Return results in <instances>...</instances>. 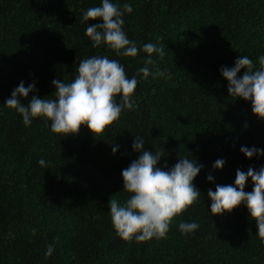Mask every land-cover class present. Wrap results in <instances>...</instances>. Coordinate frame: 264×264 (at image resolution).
Listing matches in <instances>:
<instances>
[{
    "label": "trees",
    "instance_id": "16d2710c",
    "mask_svg": "<svg viewBox=\"0 0 264 264\" xmlns=\"http://www.w3.org/2000/svg\"><path fill=\"white\" fill-rule=\"evenodd\" d=\"M110 2L133 9L124 12L122 30L138 48L135 57L118 56L103 43L94 47L86 35L102 20L83 21V15L102 0H0V264H264V242L246 205L212 215L207 195L217 185L235 186L237 169L264 166V155L249 159L240 151L264 149V119L253 114L250 100L229 95L221 75L239 56L260 69L264 0ZM146 43L163 45L164 57L153 53L148 67L165 76L138 74L148 58ZM92 56L117 60L138 81L134 107L102 134L86 125L75 135L53 133L43 117L25 125L5 106L21 81L36 89L18 97L21 103L33 95L55 99L52 81L70 83ZM136 136L144 150L161 154L157 167L164 171L183 158L203 165L193 181L200 197L159 240L125 241L111 222L109 199L124 204L130 198L121 173L138 158ZM218 159L225 164L214 169ZM253 187L249 178L245 191ZM181 222L199 228L184 234Z\"/></svg>",
    "mask_w": 264,
    "mask_h": 264
},
{
    "label": "clouds",
    "instance_id": "9594fccd",
    "mask_svg": "<svg viewBox=\"0 0 264 264\" xmlns=\"http://www.w3.org/2000/svg\"><path fill=\"white\" fill-rule=\"evenodd\" d=\"M132 11L130 4H124L122 11L110 0H102L100 6L87 9L83 21L102 20V23H93L86 28V35L93 46L103 43L118 56H137L135 42L130 41L122 30L124 12ZM143 51L148 58L138 74L145 79L149 75L154 78L165 76V72L160 70L150 73L148 67L155 63L153 53H157L161 59L164 57L163 45L158 47L146 43ZM259 64L261 67L256 70L249 57L239 56L233 67L221 68V75L228 81L229 95L250 100L253 114L264 119V56L259 57ZM242 69L243 74L238 76ZM77 72L70 83L52 81L56 89L53 93L55 99L33 95L26 105L18 97L27 99L29 93L36 90L35 83L25 87L21 81L6 100L5 106L21 114L25 125H29L32 118H47L51 121V131L65 136L78 134L82 125H86L94 136L102 134L106 127L120 118L123 110L134 107L131 96L137 87V78L129 79L117 60L92 56L79 63ZM168 78H171L170 74ZM117 96H120L119 103L115 99ZM144 142L142 137L136 136L132 148L139 153L138 158L121 173L124 191L130 194V198L124 204L111 198L108 203L114 230L125 241L135 238L137 242H145L153 238H166L173 219L185 212L201 195L193 181L203 165H198L195 159L183 158L169 171H164L157 167L161 154L144 150ZM112 151L115 153L117 147H113ZM240 151L249 159L264 155V149L256 147L242 146ZM39 164L44 166L46 162L41 159ZM224 164L223 159H218L213 168L221 169ZM249 178L254 187L251 192H246ZM207 180L212 182L213 176L209 174ZM207 195L212 201V215L231 212L242 203L246 205L250 218L257 223L258 237L264 242V166L259 170L249 167L247 172L237 169L235 186L217 185L214 192L208 189ZM198 228L199 224L195 222L179 224V230L184 234ZM53 250L54 244L48 245L45 256H51Z\"/></svg>",
    "mask_w": 264,
    "mask_h": 264
}]
</instances>
